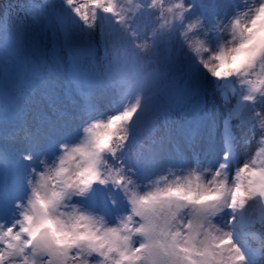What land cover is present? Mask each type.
<instances>
[{
	"label": "snow or ice",
	"instance_id": "snow-or-ice-1",
	"mask_svg": "<svg viewBox=\"0 0 264 264\" xmlns=\"http://www.w3.org/2000/svg\"><path fill=\"white\" fill-rule=\"evenodd\" d=\"M47 7L0 11V264H257L264 0Z\"/></svg>",
	"mask_w": 264,
	"mask_h": 264
},
{
	"label": "bare ground",
	"instance_id": "bare-ground-1",
	"mask_svg": "<svg viewBox=\"0 0 264 264\" xmlns=\"http://www.w3.org/2000/svg\"><path fill=\"white\" fill-rule=\"evenodd\" d=\"M38 2H39V4H40V3H44L46 6H49V5L52 6V5H59V4H60V1H58V0H57V1H55V0H53V1H50V0H39ZM36 3H37V2H36L35 0H28L27 3H22L21 0H0V11H3V10H5V9H9V5H11L12 7L9 9V11L11 12V16H12V18H13V19H17V20L22 21V23H23L25 26L31 28V27H32V24H31V20H30V18H29L30 15H35V14H34V11L36 12V11L42 9V8H40V7H36V8L31 7V8H32V10H31L29 6H30V5H35ZM27 5H28V6H27ZM57 10H58V9L52 10L51 13H54V12L57 11ZM49 11H50V9H49ZM47 21H48V18L45 17V16H43L42 18H39V24L42 25V26H43L44 24H46ZM151 26H152V25H151ZM95 38H96L97 40L99 39V30H98V28L95 30ZM100 54L103 55V50H102V49H101V53H100ZM61 55H62V53H61ZM65 62H67V58H65ZM73 96H74L73 99H72V100H69L70 103H72L73 100H75V102H76V101H79V100H78L79 97H78L77 95H73ZM232 96H233V95H228V98L230 99V102H231ZM221 101H222L221 97H219V96H216V97H215V100H214L215 104L218 105V106L223 107L224 105H223V102H221ZM103 104H106V102H103ZM228 106L231 107V105H228ZM232 106H234V105H232ZM157 129H160V127L158 126V123L156 124V130H157ZM148 130H149V129L146 130V127H145V130H144V133H143V136H142V140H143V142H144L145 144H147V143L149 142V139H150V138H152V137L156 136L157 134H159V132H156V133H150V134H149V133H148ZM258 140H259V138H258ZM77 142H78V141H77ZM259 142H260V140H259ZM260 143H261V142H260ZM262 146H263V145H262ZM253 147H254V146H253ZM253 147H252V148H253ZM250 148H251V147H250ZM247 151H248V149H247ZM251 151H255V150L252 149ZM246 154H247V152H246ZM246 154H243V155L241 156V158H240V163H241V164L244 162V156H245ZM252 154H253V152H251V154H250V156H249L248 159L251 158ZM253 157L257 158V152L253 154ZM161 174H162V173H161ZM154 179H155V177H154ZM255 225H256V224H255ZM257 225H258V227L260 226L259 223H257ZM251 231L255 232L257 236H258L260 233L262 234V232H263V231L258 232V231H256V230H252V229H251ZM257 244H258V243H257ZM251 246H252L253 248H259V244H258V245H252V244H251Z\"/></svg>",
	"mask_w": 264,
	"mask_h": 264
},
{
	"label": "rangeland",
	"instance_id": "rangeland-1",
	"mask_svg": "<svg viewBox=\"0 0 264 264\" xmlns=\"http://www.w3.org/2000/svg\"><path fill=\"white\" fill-rule=\"evenodd\" d=\"M21 1H22V3H27V2H28V0H21ZM35 1L37 2L35 5H39V7L42 8V9L36 11V12L34 11V14H35V15H36L37 13H39V18H42L43 16L49 18V15L52 14L51 11L57 9V8H53V7H47L44 3H40V4H39V2H38L39 0H35ZM50 1H53V0H50ZM55 1H57V0H55ZM58 1H60V3H61V0H58ZM27 6H28V5H27ZM32 6H33V5H30V6H29L31 10H32V8H31ZM49 6H50V5H49ZM49 9H50V11H49ZM41 26H42V25H41ZM152 27H153V26H151V25L149 24V25L147 26V30L150 32ZM62 56H63L64 61H65L66 53H62ZM150 69H151V66L145 68V71H149ZM235 87H236L237 90H239V84L235 85ZM65 91H66L67 94H66L65 97H64V101H65V103H70L69 100H72L73 97H74L73 95H75V94H74L73 92L69 91L68 88H67V86H66V88H65ZM228 95H232V90H231V89L228 90ZM216 96H219V97H220L219 94H217ZM236 99H237L236 97L232 96V99H231V102H230L229 105H231V106H232V105H235V103H236ZM78 100H79V99H78ZM234 100H235V101H234ZM73 102H75V100H73ZM76 102H80V101H76ZM103 102H106V104H103ZM221 102H223V105L225 104V101H224V100H222ZM99 104H100L102 107H106V105H107V101L102 99L101 101H99ZM173 119H178V116H177L176 114H173ZM157 123H158V126H159L160 129H161V128L163 127V125H164V118H163V117H160V118L158 119ZM157 123H156V124H157ZM145 127H146V130H147L148 127H147V126H145ZM156 132H159V129H157L155 132L148 130V133H149V134H150V133H156ZM159 135H160V132H159V134H157V135L154 136V137L158 138ZM258 138H259V134H257L256 138L251 142L250 146L248 147L247 154L244 156V161H245V159H248V158H249L251 152H253V154L257 152V159L264 158V157H261V155H260L262 149H264V143H260L259 140H258ZM262 145H263V146H262ZM253 146H254V147H253ZM250 147H251V148H250ZM252 147H253V148H252ZM252 149L255 150V151H251ZM253 154H252L251 158L253 157ZM161 175H163V173H162ZM153 179H154V177H153ZM251 229H252V230H256V231H258V232L263 231L262 234L260 233L258 236L261 238V240H264V225H260V226L258 227V225L256 224V225H254ZM250 244H252V245H258L256 241H250ZM259 260H260V261H259ZM257 264H264V253H260V254H258V261H257Z\"/></svg>",
	"mask_w": 264,
	"mask_h": 264
}]
</instances>
